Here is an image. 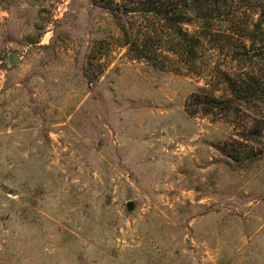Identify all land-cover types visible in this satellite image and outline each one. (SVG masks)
<instances>
[{
  "label": "rangeland",
  "instance_id": "374dc122",
  "mask_svg": "<svg viewBox=\"0 0 264 264\" xmlns=\"http://www.w3.org/2000/svg\"><path fill=\"white\" fill-rule=\"evenodd\" d=\"M258 1L184 24L185 62L166 29L155 59L129 49L121 26L145 39L155 18L0 0V264H264V100L191 99L264 83Z\"/></svg>",
  "mask_w": 264,
  "mask_h": 264
},
{
  "label": "trees",
  "instance_id": "16d2710c",
  "mask_svg": "<svg viewBox=\"0 0 264 264\" xmlns=\"http://www.w3.org/2000/svg\"><path fill=\"white\" fill-rule=\"evenodd\" d=\"M238 0H92L93 3L105 7L113 12L132 15L143 14L156 19V23L149 28L150 41L141 37V33H134L121 26L122 32L134 56L139 59H155L153 54L157 52L156 41L152 40L159 30H168L171 33V50H179L185 56V62H191L197 58V45L201 39L190 35L184 24L197 19L203 24V28L213 33V23L221 19L227 6H231ZM258 19L255 21L250 40L254 56H258L264 62V0L258 1ZM174 35V36H173ZM154 46V47H153ZM226 83L230 89L229 97H217L214 95L200 96L194 93L191 97L192 104L200 105L205 111H224L238 108L240 103L259 102L264 100V83L256 74H248L247 77L234 78L225 74ZM223 152H226L223 150Z\"/></svg>",
  "mask_w": 264,
  "mask_h": 264
},
{
  "label": "water",
  "instance_id": "95a60500",
  "mask_svg": "<svg viewBox=\"0 0 264 264\" xmlns=\"http://www.w3.org/2000/svg\"><path fill=\"white\" fill-rule=\"evenodd\" d=\"M9 60L12 63H19V56L18 55H11ZM127 208H128V210H132L134 208V202H128Z\"/></svg>",
  "mask_w": 264,
  "mask_h": 264
}]
</instances>
